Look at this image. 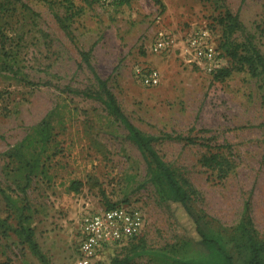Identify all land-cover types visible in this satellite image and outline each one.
Instances as JSON below:
<instances>
[{"label":"rangeland","instance_id":"obj_1","mask_svg":"<svg viewBox=\"0 0 264 264\" xmlns=\"http://www.w3.org/2000/svg\"><path fill=\"white\" fill-rule=\"evenodd\" d=\"M162 1L74 0L67 34L56 17H67L62 0H0V264H76L81 215L112 203L139 207L146 223L96 264L132 254L127 264H171L194 247L188 216L148 180L145 157L108 112L81 56L90 48L96 72L139 128L185 137L154 146L195 207L226 227L248 210L264 240V77L223 45L230 11L240 22L228 35L231 50L250 40L264 57V0ZM205 22L229 69L220 79L184 50L185 32ZM161 28L174 45L153 53ZM146 63L160 69L158 86L135 79L134 64ZM213 153L227 162L226 175L204 164Z\"/></svg>","mask_w":264,"mask_h":264},{"label":"trees","instance_id":"obj_2","mask_svg":"<svg viewBox=\"0 0 264 264\" xmlns=\"http://www.w3.org/2000/svg\"><path fill=\"white\" fill-rule=\"evenodd\" d=\"M84 1L87 4L96 2V0ZM128 1L122 0L119 3ZM153 1L164 7L162 0ZM62 3L65 7L67 17H60L58 15L56 17L63 30L67 34H70V19L68 15L73 14L75 2L74 0H62ZM223 20L226 21L227 25V38L223 42L226 50L234 55H239L242 63L247 67L251 75L264 77V57L250 40L239 44L237 49L234 48V50H231L232 46L229 45L228 35L240 27L237 15L226 11ZM239 49H243L244 52L239 54ZM91 51L92 48L87 51H81V56L92 71L98 85L104 91L103 101L108 112L124 125L128 132V138L136 144L145 157L148 165V180L158 187L163 198L167 201L178 203L193 225L196 233V237H192L194 247L190 252L182 256L173 257L171 264H264V240L259 236L248 210L234 226L226 227L220 224L216 225L213 219L195 207L190 189L186 186L179 174H177L176 170L160 155L154 146V142L160 138L184 139L185 137L182 134L173 135L171 133L156 136L146 133L139 128L122 108L115 93L108 85V79L102 78L96 72L90 62ZM228 71L229 69L227 67H222L213 74V78L220 79ZM204 161V164H217V167L223 175H226L229 171L227 162L224 163L216 153L206 156ZM116 205L119 204L112 203L106 207ZM29 241L35 247L36 253L40 255L37 244L31 238H29ZM133 255L135 254L114 264H127Z\"/></svg>","mask_w":264,"mask_h":264},{"label":"built area","instance_id":"obj_3","mask_svg":"<svg viewBox=\"0 0 264 264\" xmlns=\"http://www.w3.org/2000/svg\"><path fill=\"white\" fill-rule=\"evenodd\" d=\"M102 4L114 5L122 0H96ZM167 29L157 30L150 50L153 53L168 52L174 38ZM213 30L205 22L192 26L185 32L184 50L193 56L203 70L210 74L223 67L220 54L214 45ZM135 79L146 87L161 83V71L151 64H134ZM144 212L137 206L119 204L84 212L78 225V247L76 264H96L109 250L127 245L139 237L145 226Z\"/></svg>","mask_w":264,"mask_h":264}]
</instances>
